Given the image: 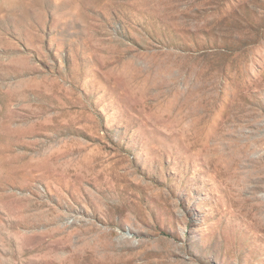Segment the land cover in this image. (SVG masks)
I'll list each match as a JSON object with an SVG mask.
<instances>
[{
  "label": "rangeland",
  "instance_id": "1",
  "mask_svg": "<svg viewBox=\"0 0 264 264\" xmlns=\"http://www.w3.org/2000/svg\"><path fill=\"white\" fill-rule=\"evenodd\" d=\"M0 264H264V0H0Z\"/></svg>",
  "mask_w": 264,
  "mask_h": 264
}]
</instances>
